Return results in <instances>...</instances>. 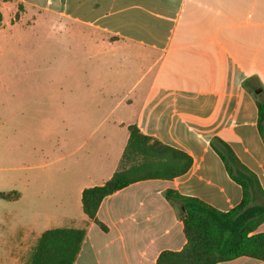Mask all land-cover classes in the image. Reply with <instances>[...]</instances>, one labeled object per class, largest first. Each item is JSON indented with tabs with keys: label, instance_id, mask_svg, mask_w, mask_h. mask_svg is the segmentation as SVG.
<instances>
[{
	"label": "crops",
	"instance_id": "crops-1",
	"mask_svg": "<svg viewBox=\"0 0 264 264\" xmlns=\"http://www.w3.org/2000/svg\"><path fill=\"white\" fill-rule=\"evenodd\" d=\"M0 19V30L21 25L62 39L83 37L90 45L86 69L102 74L104 98L126 90L118 97L120 116L107 131L120 145H105L102 156L92 153L81 167L71 163L74 178L62 181L66 192L57 213L67 224L55 228L86 229L74 264H156L161 252L182 250L184 225L167 190L223 212L239 205L242 189L213 150L214 138L230 146L264 189L257 99L244 88L249 78L264 88V0H0ZM18 35L27 40L25 31L0 32L1 54ZM70 100L72 118L92 126L94 99L75 94ZM130 125L187 153L193 164L172 180L136 182L106 197L97 213L104 231L84 214L82 193L119 169ZM263 232L264 223L256 233ZM218 264L264 261L240 257Z\"/></svg>",
	"mask_w": 264,
	"mask_h": 264
},
{
	"label": "rangeland",
	"instance_id": "rangeland-1",
	"mask_svg": "<svg viewBox=\"0 0 264 264\" xmlns=\"http://www.w3.org/2000/svg\"><path fill=\"white\" fill-rule=\"evenodd\" d=\"M1 31H25L28 37L16 36L0 53V194L20 195L13 200L0 196V264L16 258L30 264L42 233L67 224L57 212L66 192L62 181L74 178L71 163L79 161L81 167L92 153L102 156L105 145H120L107 131L120 116L118 97L126 90L104 98L98 89L105 82L102 74L96 67L94 75L86 69L90 45L83 37L62 39L43 27L21 25ZM75 94L96 103L89 128L71 116Z\"/></svg>",
	"mask_w": 264,
	"mask_h": 264
},
{
	"label": "trees",
	"instance_id": "trees-1",
	"mask_svg": "<svg viewBox=\"0 0 264 264\" xmlns=\"http://www.w3.org/2000/svg\"><path fill=\"white\" fill-rule=\"evenodd\" d=\"M244 88L257 99L258 129L264 143V88L256 78L245 80ZM128 130L130 136L119 169L103 185L86 188L82 193L84 214L104 231L108 228L98 220L97 213L106 197L136 182L172 180L186 174L193 164L190 155L143 134L136 125H130ZM211 146L230 178L241 187L242 201L223 212L198 198L167 190L166 199L178 209L183 222L186 244L180 251L161 252L156 264H218L240 257L264 261V232L256 233L264 223V189L229 145L214 138ZM0 196L7 200L18 198L16 192ZM85 236L86 229L44 231L30 264H74Z\"/></svg>",
	"mask_w": 264,
	"mask_h": 264
},
{
	"label": "water",
	"instance_id": "water-1",
	"mask_svg": "<svg viewBox=\"0 0 264 264\" xmlns=\"http://www.w3.org/2000/svg\"><path fill=\"white\" fill-rule=\"evenodd\" d=\"M261 91L259 90V91H257L256 93H260Z\"/></svg>",
	"mask_w": 264,
	"mask_h": 264
}]
</instances>
